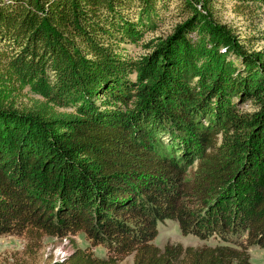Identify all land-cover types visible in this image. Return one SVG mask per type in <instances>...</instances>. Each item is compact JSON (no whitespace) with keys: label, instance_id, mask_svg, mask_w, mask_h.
<instances>
[{"label":"trees","instance_id":"1","mask_svg":"<svg viewBox=\"0 0 264 264\" xmlns=\"http://www.w3.org/2000/svg\"><path fill=\"white\" fill-rule=\"evenodd\" d=\"M175 2L181 20L129 56ZM25 87L43 101L15 106ZM164 220L218 243L160 248ZM80 232L105 257L45 264H253L264 247V51L209 0H0V235Z\"/></svg>","mask_w":264,"mask_h":264},{"label":"rangeland","instance_id":"2","mask_svg":"<svg viewBox=\"0 0 264 264\" xmlns=\"http://www.w3.org/2000/svg\"><path fill=\"white\" fill-rule=\"evenodd\" d=\"M214 17L228 25L243 42L252 49L264 51V4L244 0H209ZM171 4L168 13L156 29L147 31L136 43L123 44V49L131 57H137L147 51L144 43L155 36H163L170 32L171 27L181 18L173 16ZM43 99L25 87L15 100L18 108L33 107ZM258 108L254 101L247 100L240 105L242 112L251 113ZM189 170V168H188ZM153 243L160 248L166 244H181L183 247L195 248L218 243L214 237L200 239L194 235H183L175 220H164L158 224V234ZM75 248H89L95 256L105 257L103 246L92 247L83 233L66 236H44L41 247L35 245L24 235H0V264H45L49 260L60 259ZM249 260L253 264H264V247L249 246ZM133 255L126 256L119 264H132Z\"/></svg>","mask_w":264,"mask_h":264},{"label":"bare ground","instance_id":"3","mask_svg":"<svg viewBox=\"0 0 264 264\" xmlns=\"http://www.w3.org/2000/svg\"><path fill=\"white\" fill-rule=\"evenodd\" d=\"M66 255V254H65Z\"/></svg>","mask_w":264,"mask_h":264}]
</instances>
